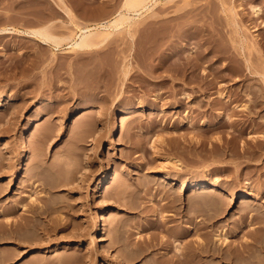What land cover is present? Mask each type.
Instances as JSON below:
<instances>
[{"label": "rangeland", "instance_id": "1", "mask_svg": "<svg viewBox=\"0 0 264 264\" xmlns=\"http://www.w3.org/2000/svg\"><path fill=\"white\" fill-rule=\"evenodd\" d=\"M125 1L0 0V264H264V0H152L87 51L24 32Z\"/></svg>", "mask_w": 264, "mask_h": 264}, {"label": "bare ground", "instance_id": "2", "mask_svg": "<svg viewBox=\"0 0 264 264\" xmlns=\"http://www.w3.org/2000/svg\"><path fill=\"white\" fill-rule=\"evenodd\" d=\"M152 0H127V1H125V3H124V6H125V8L124 9H126V10H124V11H120L116 16H114L113 18H111V19H105V20H103V21H101V20H98V22H96V21H94V23H91V24H82V23H78V22H76V21H78V20H76L75 19V17L74 16H72V14L70 15L71 16V18L74 20V23H75V25L77 26V28L79 29V31L77 32V34L75 35V37H71V36H66V37H58V36H54V35H52L51 33H50V31H48L49 30V26H47L48 27V29L45 27V28H40V29H30V30H26V31H24L27 35H28V37L30 36V37H34V38H37L38 40H40L41 42H43V43H45V44H51V45H54V46H56V47H59L60 46V44L63 42V41H65V40H70V42L68 41L67 43L69 44V48L71 49V50H75V51H79V50H85V49H90V48H95V47H98V45H100L101 46V44L103 43V42H105L107 39H109L111 36L110 35H112L113 33H115V32H117V31H119V30H121V28H122V26L124 25V24H129L130 25V27H133V25H135L136 24V26L135 27H137V21H135L136 20V18L135 17H133V16H130V13L131 12H134V13H136V14H138V15H142L143 16V13L146 11H148V10H151L152 8H151V5L149 4L150 2H151ZM156 1V0H155ZM123 6V7H124ZM65 7V6H64ZM67 10V15L69 16V14H70V9H68L67 7H65ZM64 9V8H63ZM259 9V8H258ZM255 11H257V10H255ZM259 11V13H260V10H258ZM72 13V12H71ZM259 13H257V14H259ZM143 17H141V19H142ZM137 19H140V17L139 18H137ZM141 19H140V21H141ZM71 21V20H70ZM72 22V21H71ZM142 22V21H141ZM7 29H9V28H7ZM10 30V29H9ZM19 30V29H18ZM17 30V31H18ZM25 30V29H24ZM136 30V29H135ZM6 32V31H8V30H6V29H0V33L2 34L3 32ZM10 32V31H9ZM8 32V33H9ZM19 32V31H18ZM24 33V34H25ZM133 33V32H132ZM131 33V34H132ZM23 34V33H22ZM25 34V35H26ZM71 34H74V33H71ZM71 34H68V35H71ZM73 36V35H72ZM132 36V35H131ZM71 37V38H70ZM134 37V36H133ZM104 44V43H103ZM102 44V45H103ZM55 47V48H56ZM85 51H87V50H85ZM130 65V64H129ZM127 66V65H126ZM128 68H130L129 66H127ZM129 70V69H128ZM126 73V72H125ZM128 73V72H127ZM126 76V75H125ZM124 76V77H125ZM128 77V76H127ZM126 77V78H127ZM262 95V94H261ZM223 96V95H222ZM264 96V95H263ZM263 96H261L262 97V99L264 100V98H263ZM261 97H260V99H261ZM262 99H261V101H262ZM260 102V101H259ZM262 102H264V101H262ZM260 104H262L261 102H260ZM119 130H120V128L118 127H115L114 129H113V134H118L119 133ZM45 134H46V132H45ZM44 134V135H45ZM48 135H50V134H48V132H47V136ZM47 136H45V137H47ZM49 137V136H48ZM47 137V138H48ZM260 137H261V135H260ZM176 165H178V164H176ZM105 177H106V175H105ZM167 179H173L172 177L173 176H165ZM163 180V179H162ZM176 180H177V178H176ZM174 181V180H173ZM181 182V181H180ZM179 182V183H180ZM191 182V181H190ZM190 182L189 183H187L186 181H182L180 184H179V191H183V190H186L187 188L189 189V187H197V188H199V189H208V188H212V190H213V187L211 186L210 187V183H209V180L208 181H199V180H195L194 179V182L192 183V184H190ZM176 183V182H175ZM172 185V184H171ZM177 187H178V185H176ZM175 186H173V188H174ZM177 187H176V190H177ZM172 187H171V189L172 190H169L170 192L171 191H173L174 189H173ZM168 189H169V187H168ZM162 190H164L163 188H162ZM165 190H167V189H165ZM233 190V189H232ZM263 190V189H262ZM160 191H161V189H160ZM220 191V193H221V190H219ZM219 191H217V192H219ZM203 192V191H202ZM209 192H210V190H209ZM216 192V193H217ZM241 192V191H240ZM249 192V191H248ZM246 190H243L242 191V194L240 195V196H245V195H248L249 193H248ZM168 192H166V194H167ZM173 193V192H172ZM205 193V192H204ZM212 193H215V189L213 190V192ZM164 194V193H163ZM222 194V193H221ZM224 194V193H223ZM222 194V195H223ZM233 194V193H232ZM240 194V193H239ZM175 195V194H174ZM208 195V194H207ZM218 195V194H217ZM169 196V195H168ZM209 196H210V194H209ZM230 196V195H229ZM235 196V195H234ZM174 197V196H173ZM172 197V198H173ZM179 197H180V195H179ZM214 197V196H213ZM220 197V196H219ZM246 197V196H245ZM171 198V197H170ZM175 198V197H174ZM211 198V197H210ZM216 198V197H215ZM214 198V199H215ZM218 198V197H217ZM244 198V197H243ZM176 199V198H175ZM208 199V198H207ZM212 199V198H211ZM171 201L173 200V199H170ZM179 200V199H178ZM208 200H210V199H208ZM217 200H220V199H217ZM174 201V200H173ZM205 201H207V200H205ZM213 201V200H212ZM210 203V202H209ZM230 203V202H229ZM212 204V203H211ZM231 204V203H230ZM250 204V203H249ZM207 205L208 204H206V207H207ZM214 205H215V203H214ZM226 205H227V203H226ZM244 205V204H243ZM209 206V205H208ZM228 206V205H227ZM210 208H212V206H209ZM209 207H208V209H209ZM242 207V206H241ZM240 207V208H241ZM251 207V206H250ZM254 208H255V206H253ZM246 208H249V206L247 205L246 206ZM37 209V208H36ZM207 209V210H208ZM215 209V208H214ZM219 209V208H218ZM225 209V208H224ZM227 209V208H226ZM250 209V208H249ZM258 209V208H257ZM212 209H210L209 211L212 213V211H211ZM247 210V209H246ZM252 210H254V209H252ZM255 210H256V208H255ZM261 210V209H260ZM260 210H258V211H260ZM215 211V210H214ZM244 211V210H243ZM260 212H262L263 213V211H260ZM259 212V213H260ZM218 213H219V211H218ZM218 213L216 214H214V215H218ZM221 213V212H220ZM219 213V214H220ZM38 214V213H37ZM40 214V213H39ZM100 214H102V213H98L97 215H96V217H95V220H97V227H96V233L93 235V239H95V238H98V237H100L101 236V233H102V228H101V224H99V220L101 219V215ZM250 214V213H249ZM261 214V213H260ZM212 215V214H211ZM209 216V215H208ZM263 216H264V214H263ZM206 217H207V215H206ZM218 217V216H217ZM210 218H211V216H210ZM209 218V219H210ZM214 218V217H213ZM208 219V218H207ZM215 219V218H214ZM216 220V219H215ZM213 221V220H212ZM207 222H209V221H207ZM206 222V223H207ZM217 222H218V220H217ZM205 223V222H204ZM215 224V223H214ZM208 225V224H207ZM209 232V231H208ZM206 232H204L203 234H205ZM179 234H180V232H179ZM182 234V233H181ZM180 234V235H181ZM178 235V234H177ZM206 236H207V234H206ZM177 237H180V236H177ZM182 237H183V235H182ZM204 237V236H203ZM208 237V236H207ZM210 237V236H209ZM181 238V237H180ZM217 238H218V242H219V240H221L222 241V236H221V233H219L218 235H217ZM217 238L214 236V238L213 239H216L217 240ZM209 239V238H208ZM224 239H227L226 237L224 238ZM223 239V241L222 242H226L227 240H224ZM207 240V239H206ZM206 240H205V245H206ZM198 242L200 241V240H197ZM202 241V240H201ZM200 241V242H201ZM208 242V241H207ZM210 242V241H209ZM218 242H216V243H218ZM223 243V244H224ZM202 244V243H201ZM201 244H200V246H201ZM215 244V243H214ZM222 243L220 244V246H222L223 245ZM218 245H219V243H218ZM244 245H248V244H244ZM244 245H242V247L244 246ZM176 246V245H175ZM211 246V245H210ZM197 247V246H196ZM212 247H213V244H212ZM177 248V247H176ZM185 248V251H186V247H184ZM210 248V247H209ZM178 250H177V252L179 251V248H177ZM181 249H183V248H181ZM190 250L192 249L193 250V248H189ZM200 249V248H199ZM211 249V248H210ZM214 249H216L215 247H214ZM217 249H221V248H217ZM180 251H182V252H180V253H176V251H175V253L176 254H178L179 256H183V250H180ZM187 251H188V249H187ZM186 251V252H187ZM195 251V250H194ZM199 251V250H198ZM210 250H208V252H209ZM185 252V254H187ZM204 252V251H203ZM202 252V253H203ZM221 252H222V250L220 251V254H221ZM190 253V252H189ZM199 253V252H198ZM206 253V252H205ZM204 253V254H205ZM210 253H212V252H210ZM216 253V252H215ZM254 253V252H253ZM175 254V255H176ZM184 254V255H185ZM197 254V253H196ZM214 254V253H213ZM222 254H224V253H222ZM199 255V254H198ZM209 255V254H208ZM227 255H229L230 256V254H228L227 253ZM255 255V254H254ZM178 256V258H181V257H179ZM190 257H191V254L189 255ZM211 256H213V255H211ZM215 256V255H214ZM213 256V258H215ZM218 256V255H217ZM221 256H223V255H221ZM229 256H227V258L229 257ZM250 256V255H249ZM184 257V256H183ZM190 257H188V260L187 261H189V259H190ZM193 257V256H192ZM202 257H203V255H202ZM207 257V256H206ZM224 257V256H223ZM225 257H226V255H225ZM204 258H205V256H204ZM210 258V257H209ZM212 258V257H211ZM220 258V257H219ZM248 258V257H247ZM250 258V257H249ZM176 259H177V257H176ZM185 260H186V258H184ZM226 259V258H225ZM229 259V258H228ZM227 259V260H228ZM252 259V258H251ZM181 260H183L182 258H181ZM180 260V261H181ZM200 260V259H199ZM205 260H207V259H205ZM221 260V259H220ZM177 261H178V259H177ZM186 261V262H187ZM192 260H190L189 262H191ZM193 261L196 263V261L194 260V258H193ZM211 261H212V259H211ZM250 261V260H249ZM256 261V260H255ZM254 261V262H255ZM169 262V261H168ZM200 262H201V260H200ZM200 262H199V264H200ZM219 262H221V261H219ZM192 263V262H191ZM212 263H213V261H212ZM214 263H216V260H215V262ZM63 264V263H62ZM190 264V263H189ZM198 264V263H197ZM219 264V263H218ZM226 264H227V262H226Z\"/></svg>", "mask_w": 264, "mask_h": 264}]
</instances>
